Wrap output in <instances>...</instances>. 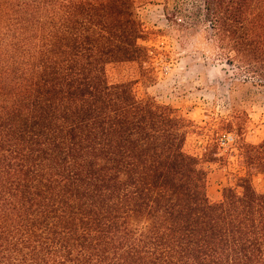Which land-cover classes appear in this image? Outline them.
<instances>
[{
  "label": "trees",
  "instance_id": "trees-1",
  "mask_svg": "<svg viewBox=\"0 0 264 264\" xmlns=\"http://www.w3.org/2000/svg\"><path fill=\"white\" fill-rule=\"evenodd\" d=\"M155 1L0 0V264H264V138L211 198L188 120L137 92ZM163 6L264 87V0Z\"/></svg>",
  "mask_w": 264,
  "mask_h": 264
},
{
  "label": "rangeland",
  "instance_id": "rangeland-1",
  "mask_svg": "<svg viewBox=\"0 0 264 264\" xmlns=\"http://www.w3.org/2000/svg\"><path fill=\"white\" fill-rule=\"evenodd\" d=\"M164 0H156L142 9L147 29V45L152 55L155 85L136 86L159 103L169 104L188 122L184 148L199 159L208 174V194L216 199L224 186L233 184L236 175L246 173L240 164L239 143H257L264 138V87L243 83V76L225 59L215 60L196 49L198 31L186 30L169 21ZM128 70H110L113 79L125 77ZM225 134L233 137L223 143ZM254 186L263 190L260 174Z\"/></svg>",
  "mask_w": 264,
  "mask_h": 264
},
{
  "label": "built area",
  "instance_id": "built-area-1",
  "mask_svg": "<svg viewBox=\"0 0 264 264\" xmlns=\"http://www.w3.org/2000/svg\"><path fill=\"white\" fill-rule=\"evenodd\" d=\"M233 140V137L229 134H225L222 138L223 143H228Z\"/></svg>",
  "mask_w": 264,
  "mask_h": 264
}]
</instances>
